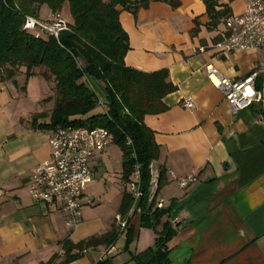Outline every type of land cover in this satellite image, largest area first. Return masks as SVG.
I'll use <instances>...</instances> for the list:
<instances>
[{"label": "crops", "instance_id": "crops-1", "mask_svg": "<svg viewBox=\"0 0 264 264\" xmlns=\"http://www.w3.org/2000/svg\"><path fill=\"white\" fill-rule=\"evenodd\" d=\"M177 1L175 7L151 1L135 14L118 7L129 44L125 64L143 72L166 69L176 86L162 99L165 111L144 117L159 145L151 195L162 173L156 203L162 199L167 214L156 230L141 226L127 190L133 174L124 177L123 153L112 140L88 161L92 181L75 227L66 226L58 200L34 201L27 184L33 167L50 155L49 129L42 126L54 99L42 75L19 73L0 82V264H58L65 242L76 245L111 231L117 234L111 245L73 249L78 257L62 264H137L135 256L154 248L166 221L175 230L167 243L169 264H264L262 103L232 113L205 74L211 63L224 77L241 80L261 57L259 51L213 50L225 32L222 19L241 14L249 0H214L210 10L204 0ZM89 83L105 101L102 84ZM186 99L192 106L183 107ZM190 175L195 180L182 187L179 180ZM119 215L127 220L125 228Z\"/></svg>", "mask_w": 264, "mask_h": 264}, {"label": "trees", "instance_id": "trees-1", "mask_svg": "<svg viewBox=\"0 0 264 264\" xmlns=\"http://www.w3.org/2000/svg\"><path fill=\"white\" fill-rule=\"evenodd\" d=\"M151 1L178 5L177 0H0V82L24 73L27 78L40 74L51 83L54 105L44 128L69 124L107 128L111 140L122 150L124 177L128 180L135 165L139 166L143 193L139 201L141 226L156 230L167 210L156 207L162 173L157 191L151 195V163L159 156V145L144 117L165 111L167 106L162 99L176 86L167 79L166 69L143 72L125 64L129 44L118 9L135 14ZM204 1L210 10L214 0ZM64 3L69 4L73 21L58 39L51 35L36 37L23 29L26 16L40 18L43 5L51 12H60ZM91 79L102 84L105 104L99 103L90 86ZM174 233L171 224L164 222L154 248L136 255V263L169 264L167 243ZM116 235L111 231L88 237L76 245L65 242L62 247L65 256L59 263L75 260L78 253L71 254L73 249L80 252L99 243L109 246Z\"/></svg>", "mask_w": 264, "mask_h": 264}, {"label": "built area", "instance_id": "built-area-1", "mask_svg": "<svg viewBox=\"0 0 264 264\" xmlns=\"http://www.w3.org/2000/svg\"><path fill=\"white\" fill-rule=\"evenodd\" d=\"M222 22L225 32L222 38L213 45L218 54L230 51H259L261 57L253 70L241 80L224 77L211 64L205 65V74L209 82L219 89L227 101L232 113L261 102L259 116L264 123V0H249L241 14L224 17ZM23 29L36 37L51 35L58 39L60 33L69 30V24L63 21L60 12H51L46 19L26 16ZM260 84V86H258ZM99 98V97H98ZM101 105L106 100H100ZM192 99L183 101V107L192 106ZM111 142V135L102 126L57 125L48 131L49 157L37 163L27 184L31 198L37 202L51 203L58 200L66 212L65 224L75 227L78 223L80 199L87 185L92 181V172L88 161L94 152L104 150ZM127 143H131L128 139ZM133 177L127 182V190L132 197L131 212H141L139 201L142 198L140 189L139 166L135 165ZM195 176L179 180L185 187L194 181ZM3 193L0 190V195ZM157 208H163V200L156 203ZM120 228L127 226L126 218L118 216Z\"/></svg>", "mask_w": 264, "mask_h": 264}, {"label": "rangeland", "instance_id": "rangeland-1", "mask_svg": "<svg viewBox=\"0 0 264 264\" xmlns=\"http://www.w3.org/2000/svg\"><path fill=\"white\" fill-rule=\"evenodd\" d=\"M51 10L48 8V6L43 5L39 12L40 18H46ZM61 17L63 18V21L66 23H72L73 18L71 15L70 7L68 3H64L60 9Z\"/></svg>", "mask_w": 264, "mask_h": 264}]
</instances>
